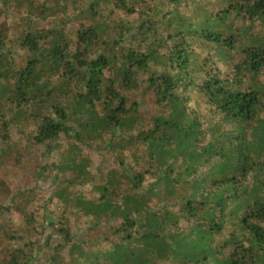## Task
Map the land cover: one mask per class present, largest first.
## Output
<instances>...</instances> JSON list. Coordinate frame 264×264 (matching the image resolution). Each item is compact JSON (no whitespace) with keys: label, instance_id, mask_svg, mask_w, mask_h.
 Here are the masks:
<instances>
[{"label":"trees","instance_id":"16d2710c","mask_svg":"<svg viewBox=\"0 0 264 264\" xmlns=\"http://www.w3.org/2000/svg\"><path fill=\"white\" fill-rule=\"evenodd\" d=\"M0 264H264V0H0Z\"/></svg>","mask_w":264,"mask_h":264},{"label":"rangeland","instance_id":"374dc122","mask_svg":"<svg viewBox=\"0 0 264 264\" xmlns=\"http://www.w3.org/2000/svg\"><path fill=\"white\" fill-rule=\"evenodd\" d=\"M2 206L0 205V213L2 212L3 210V218H7L10 216V212L7 211L6 209L4 210V208H1Z\"/></svg>","mask_w":264,"mask_h":264}]
</instances>
